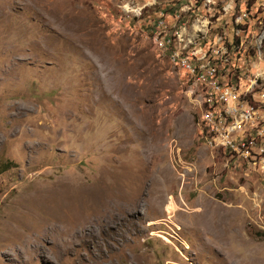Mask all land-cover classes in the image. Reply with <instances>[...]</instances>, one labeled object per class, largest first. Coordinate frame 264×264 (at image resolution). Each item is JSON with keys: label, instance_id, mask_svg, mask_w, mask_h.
<instances>
[{"label": "rangeland", "instance_id": "rangeland-1", "mask_svg": "<svg viewBox=\"0 0 264 264\" xmlns=\"http://www.w3.org/2000/svg\"><path fill=\"white\" fill-rule=\"evenodd\" d=\"M146 2L0 0V264H264V170L198 140ZM247 6L264 107V0Z\"/></svg>", "mask_w": 264, "mask_h": 264}, {"label": "built area", "instance_id": "built-area-1", "mask_svg": "<svg viewBox=\"0 0 264 264\" xmlns=\"http://www.w3.org/2000/svg\"><path fill=\"white\" fill-rule=\"evenodd\" d=\"M253 1L149 0L139 12L149 10L143 24L153 46L186 74L198 140L264 170V107L241 76Z\"/></svg>", "mask_w": 264, "mask_h": 264}, {"label": "bare ground", "instance_id": "bare-ground-1", "mask_svg": "<svg viewBox=\"0 0 264 264\" xmlns=\"http://www.w3.org/2000/svg\"><path fill=\"white\" fill-rule=\"evenodd\" d=\"M98 189H99V188H98ZM99 190H100V189H99ZM102 190H103V189H102ZM99 192H100V191H99ZM74 193H75V192H74ZM101 194H102V193H101ZM73 196H74V194H73ZM101 197H102V196H101ZM78 198H79V197H78ZM55 199H56V198H55ZM96 199H97V198H96ZM96 199H95V200H96ZM68 200H69V199H68ZM70 202H71V201H70ZM72 202H74V201H72ZM76 202H77V201H76ZM57 203H58V202H57ZM57 203H56V205H57ZM77 203H78V202H77ZM72 204H73V203H72ZM95 204L98 205L97 203H95ZM54 205H55V204H54ZM76 205H77V204H76ZM101 205H102V204H101ZM70 206H71V205H70ZM77 206H78V205H77ZM65 208H66V207H65ZM72 208H73V209H72ZM72 208H69V205H68V209H72V210H74V207H73V206H72ZM78 208H79V206H78ZM66 210H67V209H66ZM97 211H98V210H97ZM97 211H96V212H97ZM73 212H74V211H73ZM67 213H68V212H67ZM94 213H95V212H94ZM76 214L78 215V213H76ZM89 215H90V214H89ZM94 215H95V214H94ZM59 216H60V215H59ZM64 216H65V215H64ZM74 216H75V215H74ZM79 216H80V215H79ZM85 217H86V216H85ZM89 217H90V216H89ZM53 218H54V217H53ZM61 218H62V217H61ZM77 218H78V217H77ZM77 218H76V219H77ZM90 218H92V217H90ZM90 218H89V219H90ZM55 220H56V219H55ZM63 220H65V219L63 218ZM84 221H85V220H84ZM84 221H83V222H84ZM88 222H89V221H88ZM51 223H52V222H51ZM53 223H54V222H53ZM84 224H85V223H84ZM80 226H81V225H80ZM46 227H47V226H46ZM46 227H45V228H46ZM42 228H43V227H42ZM53 228H54V227H53ZM80 228H82V227H80ZM50 230H51V229H50ZM81 230H82V229H81ZM65 231H66V230H65ZM82 231H83V230H82ZM61 232H62V231L60 230V233H61ZM70 232H71V230H70ZM70 232H69V233H70ZM75 232H76V231H75ZM60 233H59V234H60Z\"/></svg>", "mask_w": 264, "mask_h": 264}]
</instances>
